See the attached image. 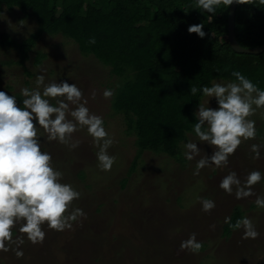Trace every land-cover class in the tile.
Segmentation results:
<instances>
[{"label":"rangeland","instance_id":"obj_1","mask_svg":"<svg viewBox=\"0 0 264 264\" xmlns=\"http://www.w3.org/2000/svg\"><path fill=\"white\" fill-rule=\"evenodd\" d=\"M36 28L35 17L17 7L4 9L0 14V31L9 32L16 40H22ZM38 51L46 57L35 64ZM29 56L19 63L14 48H0V90L20 96L21 88L36 87V76L41 71L46 82H75L83 90L91 111L104 118L114 139L109 152L116 162L109 172L98 168L97 149L86 129L74 134V141H80L74 150L68 145L44 141L43 148L52 154L53 164L63 172L64 181L81 192L73 207L82 208L86 217L64 232L45 226L43 244L33 245L25 239L24 256L17 258L11 251L0 253V264H264V209L256 207L255 195L237 200L218 187L220 178L228 171H237L241 178L252 170L264 171V150L259 160L253 159L250 152L251 144H264V109H257L250 117L256 120L257 129L261 126L256 140L242 143L230 157L228 167H206L194 175L196 160L182 165L167 153L145 150L140 154L136 135L128 130L124 113L113 110L112 98L103 97L105 89L114 90L117 75L94 55L81 52L73 39L45 33ZM206 99L202 96L200 102ZM211 106L216 107L215 98ZM40 133L46 136L42 129ZM188 138L196 139L195 135ZM185 141L181 143L182 153ZM201 147L197 160L212 152L210 146ZM137 155L136 169L128 174ZM125 177L127 183L122 187ZM254 192L264 195V182L255 185ZM201 197L215 200L216 208L203 212ZM245 215L252 218L260 233L255 240L243 239L241 231L230 230L224 222L226 216ZM191 233L203 242L199 253L180 249L181 241ZM119 240L125 241L122 248L116 247L121 245Z\"/></svg>","mask_w":264,"mask_h":264},{"label":"trees","instance_id":"obj_2","mask_svg":"<svg viewBox=\"0 0 264 264\" xmlns=\"http://www.w3.org/2000/svg\"><path fill=\"white\" fill-rule=\"evenodd\" d=\"M14 7L33 15L37 28L22 40L0 31V48H14L22 63L41 35L60 34L109 65L117 75L111 106L124 113L140 154L149 150L172 155L182 165L188 162L181 143L194 135L193 112L202 98L200 92L191 94V86L233 80L235 70L264 89V52L239 53L230 45V6L221 7L210 23L207 12L194 9L195 0H0V14ZM200 23L208 35L188 33L190 24ZM235 31L242 46L264 44V0L237 5ZM45 57L38 51L33 61L39 64ZM138 156L128 174L136 169ZM127 179L121 180L122 187ZM118 242L120 247L115 246L122 248L125 241Z\"/></svg>","mask_w":264,"mask_h":264},{"label":"clouds","instance_id":"obj_3","mask_svg":"<svg viewBox=\"0 0 264 264\" xmlns=\"http://www.w3.org/2000/svg\"><path fill=\"white\" fill-rule=\"evenodd\" d=\"M250 4V0H195V8L207 12L209 23L221 7ZM186 12V11H185ZM188 33L204 38V24H190ZM90 43H95L92 38ZM229 82L212 81L197 89L208 98L198 103L193 115L192 132L183 143V156L187 161L196 160L194 175L206 167L216 169L229 166L230 157L245 141L256 140V120L250 117L257 109H264V89L240 71H232ZM114 90L107 88L103 97L110 99ZM215 98L216 107L211 106ZM43 130L45 135L40 133ZM86 129L96 151L98 168L112 170L116 157L109 149L114 143L102 116L92 112L83 90L68 80L46 82L41 71L36 76V87L20 89V96L0 90V253L14 252L17 258L24 256L22 245L43 244L49 230L64 232L74 223L86 217L82 208L73 207L81 198V192L65 182L63 172L53 164L52 154L43 148V142H58L71 149L80 146L74 134ZM202 145L210 146L211 154L200 157ZM264 144L253 143L250 152L253 159L261 158ZM264 182V171H249L243 178L237 171H228L219 180L218 187L237 200L255 195V205L264 209V195L254 192V186ZM201 210L205 213L216 208V201L201 197ZM224 222L234 231L242 232L243 239H257L260 235L250 216H241L233 223L231 216ZM15 245V247H13ZM203 242L196 233L180 243V249L199 253Z\"/></svg>","mask_w":264,"mask_h":264},{"label":"water","instance_id":"obj_4","mask_svg":"<svg viewBox=\"0 0 264 264\" xmlns=\"http://www.w3.org/2000/svg\"><path fill=\"white\" fill-rule=\"evenodd\" d=\"M236 9L237 4L231 5L228 15V39L231 47L239 53L260 54L264 52V44L261 46L245 47L238 42L235 31Z\"/></svg>","mask_w":264,"mask_h":264}]
</instances>
